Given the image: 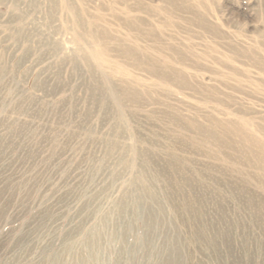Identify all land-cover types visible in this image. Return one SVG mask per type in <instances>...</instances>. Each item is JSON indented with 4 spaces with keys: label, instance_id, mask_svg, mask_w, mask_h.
<instances>
[{
    "label": "rangeland",
    "instance_id": "obj_1",
    "mask_svg": "<svg viewBox=\"0 0 264 264\" xmlns=\"http://www.w3.org/2000/svg\"><path fill=\"white\" fill-rule=\"evenodd\" d=\"M165 235L264 264V0H0V264Z\"/></svg>",
    "mask_w": 264,
    "mask_h": 264
},
{
    "label": "bare ground",
    "instance_id": "obj_2",
    "mask_svg": "<svg viewBox=\"0 0 264 264\" xmlns=\"http://www.w3.org/2000/svg\"><path fill=\"white\" fill-rule=\"evenodd\" d=\"M90 37H91L92 41H96V38H95L96 36L94 34H91ZM102 54H103V51L100 48H97L93 53L94 57L98 60H101ZM163 238H164V246L162 248H160V254H159L160 257L158 259L157 264H185L186 258L184 257V254H183L182 244L179 241H177V239H175L169 235H165ZM201 240H203V239H201ZM98 241H99V238H91L90 237L89 241L87 242V246H86L88 248V250L91 251V256H90L91 258L90 259L92 261H90V262H93V264H94V261L96 260V255H95L96 251H98V248H99ZM205 241H206V239H205ZM209 245H210V243H209ZM69 249L70 248H67L66 252H69ZM215 251L217 254L218 251L217 250H215ZM190 257H193V256H190ZM186 262H187V260H186ZM85 263L87 264V262H85V261L82 262V264H85ZM187 264H188V262H187Z\"/></svg>",
    "mask_w": 264,
    "mask_h": 264
}]
</instances>
